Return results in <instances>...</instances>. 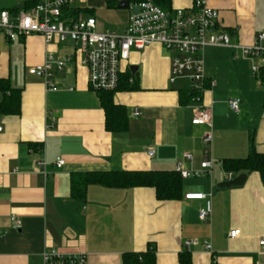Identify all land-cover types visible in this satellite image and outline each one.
Segmentation results:
<instances>
[{
    "label": "crops",
    "instance_id": "0c3cea01",
    "mask_svg": "<svg viewBox=\"0 0 264 264\" xmlns=\"http://www.w3.org/2000/svg\"><path fill=\"white\" fill-rule=\"evenodd\" d=\"M37 0H0V7L29 9ZM121 0H72L79 17L95 18L99 32H122L127 8ZM219 13L218 26L234 43L250 45L264 32V0H207ZM169 9L187 8L191 0H170ZM16 11V12H17ZM69 57L55 70L58 86L45 89L29 67ZM158 44L131 49L121 74L133 66L138 88L114 93L125 110L122 131L105 127V113L96 91L89 88L87 69L75 42L39 34L9 40L0 33V78L20 89L17 114L0 112V264H42L45 249L64 255L85 254L86 264H122L127 252L155 248L156 264H264L258 240L264 235V187L257 172H241V185L218 187L241 173L226 171L224 158L264 153V86L252 73L258 58L228 47L204 49V72L215 86L203 94L209 106L213 138L202 143L205 126L191 122L186 90L189 81L171 78V57ZM135 68V69H134ZM262 84V85H261ZM1 99V95H0ZM239 100L233 111L228 101ZM139 115L133 116V110ZM153 150L149 155L148 151ZM185 153L191 159L183 158ZM212 166L201 168L203 158ZM63 164L56 166V160ZM44 165H37V161ZM178 160L198 173L181 180V197L157 200L150 187H107L88 184L83 198L71 194L79 174L110 170H173ZM190 192L210 194L211 212L198 217L202 200ZM14 216L20 226H13ZM238 235L230 238V230ZM197 239L186 247L184 242ZM210 242L211 251L203 248ZM186 257V256H185Z\"/></svg>",
    "mask_w": 264,
    "mask_h": 264
},
{
    "label": "built area",
    "instance_id": "2783aa9c",
    "mask_svg": "<svg viewBox=\"0 0 264 264\" xmlns=\"http://www.w3.org/2000/svg\"><path fill=\"white\" fill-rule=\"evenodd\" d=\"M72 0H37L29 9H20L11 13L0 7V33L9 40L30 34H39L45 42H50L55 36L60 41L71 40L76 43L77 50L82 54V61L87 69V83L94 91H113L117 88L121 63L128 58L131 49H143L153 43L160 44L164 50L172 53L171 78H185L189 81L190 102L192 109L191 122L205 126L202 134V143L211 144L213 127L209 106L202 101L205 91L211 90L215 82L206 77L204 72L203 52L208 46L228 47L239 51L248 58H258L259 63L251 68L252 73L258 76L264 84V32L259 33L252 44L241 45L234 43L230 35L218 26L219 13L210 7L207 0H191L187 8L164 9L151 0H143L129 6L127 24L122 32H99L96 30V21L93 17H77L70 19L64 16ZM133 6L139 9L132 10ZM69 61V57L47 60L40 65L29 67L27 72L40 77L45 89L57 90L55 70H62ZM229 107L237 112L239 100L230 99ZM139 115V110H133V116ZM1 130V127H0ZM149 155L153 150L148 151ZM183 158L191 159L190 153H185ZM43 166L44 161H37ZM63 164L62 159L56 160V166ZM200 166L208 172L212 161L204 157ZM174 170L180 178L198 175L197 172L184 167L183 161L178 160ZM231 173L227 179H231ZM185 199H197L204 202L198 210V217L206 220L211 212L210 194L190 192L184 195ZM13 226L18 228L19 221L11 216ZM238 230H230L228 236L234 238ZM198 243L197 239L184 242L186 247ZM203 248L211 251L210 242L203 240ZM260 252L264 253V235L258 240ZM42 264H86L85 254L76 253L64 255L55 249L43 250ZM258 264V263H257Z\"/></svg>",
    "mask_w": 264,
    "mask_h": 264
},
{
    "label": "trees",
    "instance_id": "16d2710c",
    "mask_svg": "<svg viewBox=\"0 0 264 264\" xmlns=\"http://www.w3.org/2000/svg\"><path fill=\"white\" fill-rule=\"evenodd\" d=\"M138 3L143 0H128ZM160 7L170 10V0H151ZM17 10L10 11L15 13ZM77 8L66 9L64 16L70 19L78 17ZM130 70L120 75L118 86L113 91L98 90L96 93L105 113V127L107 130L122 131L125 129V110L115 104L114 93L119 90L137 89L135 79ZM187 98L190 92L186 90ZM0 112L2 114H17L20 107V89L12 88L8 79L0 78ZM222 166L226 171L257 172L264 187V153L253 150L242 158H224ZM181 180L179 174L173 170H110L105 172H88L79 174L71 180V194L83 198L88 184L97 183L107 187H150L153 188L157 200H176L181 197ZM186 256V257H185ZM180 264H190L186 254L179 257ZM122 264H156L155 248L149 242L146 250L141 252H127L122 255Z\"/></svg>",
    "mask_w": 264,
    "mask_h": 264
},
{
    "label": "water",
    "instance_id": "95a60500",
    "mask_svg": "<svg viewBox=\"0 0 264 264\" xmlns=\"http://www.w3.org/2000/svg\"><path fill=\"white\" fill-rule=\"evenodd\" d=\"M117 6L119 8H127L129 6V1L128 0H121L119 1V3L117 4ZM138 7L137 6H133L132 7V10L134 12H137L138 11ZM131 71L133 70V66L130 67ZM135 69V68H134ZM245 179V174L244 173H241V174H238L237 176H235L234 178L230 179V180H227L225 182H222L218 185V187H229V186H236V185H241L243 183Z\"/></svg>",
    "mask_w": 264,
    "mask_h": 264
},
{
    "label": "rangeland",
    "instance_id": "374dc122",
    "mask_svg": "<svg viewBox=\"0 0 264 264\" xmlns=\"http://www.w3.org/2000/svg\"><path fill=\"white\" fill-rule=\"evenodd\" d=\"M262 85V84H261ZM262 88L264 89V86L262 85Z\"/></svg>",
    "mask_w": 264,
    "mask_h": 264
}]
</instances>
